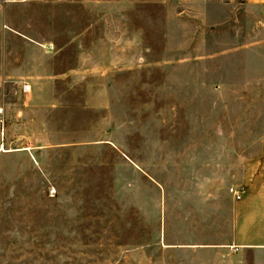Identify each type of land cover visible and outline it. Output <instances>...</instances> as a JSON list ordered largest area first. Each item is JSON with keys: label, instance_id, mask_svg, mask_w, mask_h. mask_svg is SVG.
I'll return each mask as SVG.
<instances>
[{"label": "rangeland", "instance_id": "1", "mask_svg": "<svg viewBox=\"0 0 264 264\" xmlns=\"http://www.w3.org/2000/svg\"><path fill=\"white\" fill-rule=\"evenodd\" d=\"M253 1L0 0V264H221L184 243L264 196Z\"/></svg>", "mask_w": 264, "mask_h": 264}, {"label": "crops", "instance_id": "2", "mask_svg": "<svg viewBox=\"0 0 264 264\" xmlns=\"http://www.w3.org/2000/svg\"><path fill=\"white\" fill-rule=\"evenodd\" d=\"M253 2L263 3L264 0ZM238 187L235 188L240 195L238 199L229 192L224 194L227 197V207L224 208L227 218L218 230L220 238L184 243V246H188L196 254L195 259L221 261V264H264V220L258 226L259 221L255 218L256 212L264 214V196L254 190L244 191L243 186ZM209 194L214 196L213 193ZM220 195L222 196L221 193ZM208 206L211 208L214 204L209 203ZM213 233L211 228V234ZM182 244L179 243L178 246Z\"/></svg>", "mask_w": 264, "mask_h": 264}, {"label": "built area", "instance_id": "3", "mask_svg": "<svg viewBox=\"0 0 264 264\" xmlns=\"http://www.w3.org/2000/svg\"><path fill=\"white\" fill-rule=\"evenodd\" d=\"M27 89H28V86L27 85H24L23 86V90H27ZM229 191L231 192V194L233 195V197L235 199H238L240 197L239 193L235 189L230 188Z\"/></svg>", "mask_w": 264, "mask_h": 264}]
</instances>
